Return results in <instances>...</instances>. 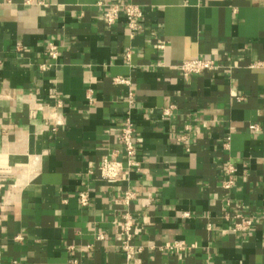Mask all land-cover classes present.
<instances>
[{
  "label": "crops",
  "instance_id": "obj_1",
  "mask_svg": "<svg viewBox=\"0 0 264 264\" xmlns=\"http://www.w3.org/2000/svg\"><path fill=\"white\" fill-rule=\"evenodd\" d=\"M128 4L133 38L123 11L105 23ZM186 59L220 70L184 77ZM106 157L125 166L116 181ZM0 264H264V0H0Z\"/></svg>",
  "mask_w": 264,
  "mask_h": 264
},
{
  "label": "built area",
  "instance_id": "obj_2",
  "mask_svg": "<svg viewBox=\"0 0 264 264\" xmlns=\"http://www.w3.org/2000/svg\"><path fill=\"white\" fill-rule=\"evenodd\" d=\"M123 11L125 17L128 22V28L130 30V37L133 38L140 30L141 26L138 24V20L143 16L142 10L135 5L128 4L124 6H109L108 10L105 14V23L108 27H112L116 24L119 19L120 12ZM163 48V44L161 47ZM48 56L52 60L57 59V47L54 45H49L48 48ZM178 71L184 76L189 77L192 75H199L205 72H218L220 70L219 65L211 60H203V59H186L181 61L177 65ZM42 72L48 70L46 65H42L40 67ZM114 83L116 84H125L129 85V81H125L123 79H115ZM237 100L240 101V98L236 97ZM134 101L132 96L129 95V99L127 101V105L130 109H132ZM129 109L128 116L125 120L124 126L121 129L119 135V143L122 147V153L126 156L127 159H131L136 153V146L134 144V136L135 129L134 124L130 118L131 110ZM164 115H169V109L163 111ZM115 156L114 153H112ZM132 165L131 161L127 163V166ZM124 164L121 161L111 158H104L98 168L97 171L100 175V178L106 182L116 181L124 171ZM236 169L233 165L227 163V167L225 170L226 179L223 182V189L230 190L235 182H234V174ZM134 198V193L128 191L125 194L122 203L125 207H127L125 213L122 216L120 222L121 234L124 237L122 241V250L125 253L126 260L131 261L134 257L140 252V249L133 245V231L135 227V218L131 211L128 209L130 206L131 200ZM79 200L82 206L88 205V196L86 193L79 194ZM250 221L246 219H241V222L236 225V231H247L250 228ZM104 239L103 235L99 234L96 236L97 241H102ZM169 249H175L176 251H183L185 249V245L182 242H178L169 247Z\"/></svg>",
  "mask_w": 264,
  "mask_h": 264
}]
</instances>
